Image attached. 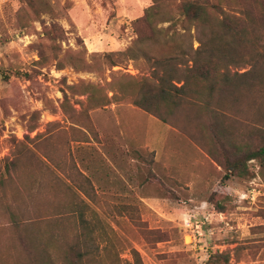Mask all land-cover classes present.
<instances>
[{"label": "rangeland", "instance_id": "obj_1", "mask_svg": "<svg viewBox=\"0 0 264 264\" xmlns=\"http://www.w3.org/2000/svg\"><path fill=\"white\" fill-rule=\"evenodd\" d=\"M188 1L0 0V264H264V168L224 169L257 146L261 97L168 123L133 103L155 60L199 46ZM201 1L214 27L254 10Z\"/></svg>", "mask_w": 264, "mask_h": 264}, {"label": "trees", "instance_id": "obj_2", "mask_svg": "<svg viewBox=\"0 0 264 264\" xmlns=\"http://www.w3.org/2000/svg\"><path fill=\"white\" fill-rule=\"evenodd\" d=\"M253 4V13L224 15L214 27L210 25L207 1L184 3L182 16L196 26L199 46L155 60L158 70L142 83L134 105L164 123H168L184 104L200 105L210 115L219 116L222 101L217 102V98L226 90L257 93L264 105V0H254ZM208 28L209 35L205 33ZM246 64L250 65L246 72L231 73V67ZM255 118L251 132L257 146L252 149L236 146V158L224 165L228 171L226 178L249 176L248 163L251 161H257L264 168V112L259 111ZM86 255L87 252L78 254L77 259ZM136 264H140L139 256Z\"/></svg>", "mask_w": 264, "mask_h": 264}]
</instances>
